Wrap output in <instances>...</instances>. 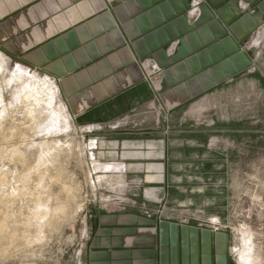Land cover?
Instances as JSON below:
<instances>
[{
	"label": "crops",
	"instance_id": "1",
	"mask_svg": "<svg viewBox=\"0 0 264 264\" xmlns=\"http://www.w3.org/2000/svg\"><path fill=\"white\" fill-rule=\"evenodd\" d=\"M263 21L264 0H0V48L96 139L109 206L88 215L84 264H233V128L210 110Z\"/></svg>",
	"mask_w": 264,
	"mask_h": 264
},
{
	"label": "rangeland",
	"instance_id": "2",
	"mask_svg": "<svg viewBox=\"0 0 264 264\" xmlns=\"http://www.w3.org/2000/svg\"><path fill=\"white\" fill-rule=\"evenodd\" d=\"M244 49L251 67L215 96L210 112L233 128L221 138L232 150L233 264H264V21ZM17 69L38 77L32 84L51 104L21 96L28 80L11 81ZM0 77V264H84L88 215L109 206L96 200L104 192L92 175L96 139L74 124L53 79L1 48Z\"/></svg>",
	"mask_w": 264,
	"mask_h": 264
},
{
	"label": "bare ground",
	"instance_id": "3",
	"mask_svg": "<svg viewBox=\"0 0 264 264\" xmlns=\"http://www.w3.org/2000/svg\"><path fill=\"white\" fill-rule=\"evenodd\" d=\"M2 71V70H1ZM13 77L10 79L11 81L12 80H15V79H27L28 80V83L26 85V87L24 86L22 88V90L20 91L21 92V96L23 98H30L31 100H33L35 103H47V104H51V99L48 97V95L46 94L47 92L42 91L40 90L39 88H37V86L35 87V85H33L32 83L35 82V81H38V77L36 75H34L33 73L31 74L30 72H26V71H23L22 69H17V71L13 72ZM28 76V78L26 77ZM47 77V76H46ZM1 78V77H0ZM48 78V77H47ZM2 80V79H1ZM3 81V80H2ZM33 81V82H32ZM43 81V80H42ZM1 82V81H0ZM1 83H4V82H1ZM46 83V82H44ZM44 83H40L41 86L44 84ZM49 83V81H48ZM5 85V84H4ZM1 86V85H0ZM52 92V91H51ZM49 91V93H51ZM50 95V94H49ZM54 95V94H53ZM53 146V145H52ZM95 147V141L92 142V145L90 147V150H93ZM54 150V149H53ZM55 151V150H54ZM47 152V151H46ZM91 154V153H90ZM23 157V156H22ZM3 224H0V236H1V233L3 232ZM244 232V233H243ZM242 234H243V237H242V242H245L246 238H245V231H243ZM242 252V251H241Z\"/></svg>",
	"mask_w": 264,
	"mask_h": 264
}]
</instances>
